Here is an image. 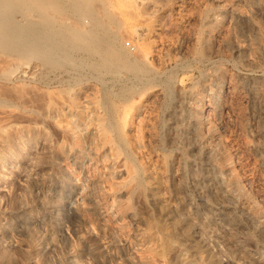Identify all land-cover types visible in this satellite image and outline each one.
Returning <instances> with one entry per match:
<instances>
[{
  "label": "rangeland",
  "instance_id": "1",
  "mask_svg": "<svg viewBox=\"0 0 264 264\" xmlns=\"http://www.w3.org/2000/svg\"><path fill=\"white\" fill-rule=\"evenodd\" d=\"M58 1L0 42V264H264V0ZM75 3L142 72L30 50Z\"/></svg>",
  "mask_w": 264,
  "mask_h": 264
},
{
  "label": "bare ground",
  "instance_id": "2",
  "mask_svg": "<svg viewBox=\"0 0 264 264\" xmlns=\"http://www.w3.org/2000/svg\"><path fill=\"white\" fill-rule=\"evenodd\" d=\"M53 1V0H52ZM55 1V0H54ZM57 1V3L59 2L58 0H56ZM68 1V0H67ZM70 1V0H69ZM142 1V0H141ZM65 2V1H64ZM77 2V1H76ZM30 3H33V6L32 5H30V6H32V7H34L35 5V3L36 4H38L37 6H35V8H36V11L38 12V14H40V18H38V19H40V20H38V22H42L41 24H44V23H46L47 21H50V20H48L50 17H51V15H49V12L52 10H50L49 9V6H48V4H47V2H46V0H0V42L2 41V42H4L5 44H7V45H19V43H21V42H23L24 40L23 39H21V41H20V39H19V35L17 34V33H19L20 34V32H16L15 33V30L14 29H16V27H13V24L15 25V23H12V21H13V19L14 18H12V17H15V16H13L14 15V12L12 11V10H10L11 9V7L13 6L14 7V9H16L17 7H18V10H16V11H22V12H20V13H22V14H19L18 12H15V15H20V16H22V33L24 34V32L23 31H25L24 29H26V31L27 32H29V33H32L33 32V34H36L37 32H40L41 31V28H44V26L43 25H33L32 23L33 22H30V20H29V22H27V24H25L23 21L24 20H26L27 21V19H28V12L30 11L29 9L31 8L30 6H28V4H30ZM88 3V2H87ZM135 3H136V0H135ZM141 3V2H140ZM59 4H60V2H59ZM62 4V3H61ZM66 4V3H65ZM70 4H71V2H70ZM73 4H74V2H73ZM78 4V3H77ZM80 4H81V2H80ZM84 4H85V2H84ZM83 5V4H82ZM57 6H58V4H57ZM12 7V8H13ZM74 7V6H73ZM75 9L77 10H75V12L73 11L74 10V8H73V10H72V12L73 13H76L77 12V14L79 15V16H77V17H79V18H77V23H78V25L77 24H75V22L73 23V22H71V24H74V25H67V23H66V21H64L63 23L64 24H66V25H64L63 23H61L62 21L60 20V22L59 21H56L55 20V18H54V23H52V24H50V22H49V24L50 25H48V26H50L49 27V29H47V30H52V33L54 32L53 30H57V31H59V34H60V37H57V38H53V37H51V35H50V33H49V36H43V37H37V35H36V37L33 39L32 38V40H30V38L29 39H27V42H25L26 44H28L30 47H31V49L30 50H32L33 49V47H34V49H33V51L34 50H38V48L40 49H42V48H46V47H52V48H54L55 46H64L63 48H65L67 45H69V46H71V47H73V48H75V47H79V48H85L86 50H89V53L90 54H92V55H96V56H99L98 57V59H99V62H98V64H96L97 65V68L99 67L100 69H107V70H112V69H115V70H117V71H134V72H142L143 71V67L142 66H140V65H138L137 63H136V61L135 62H133V63H136V64H133V63H131L132 61L130 60V58L129 59H127V57L124 55V54H126V53H123L122 51H121V49L119 50L118 48H117V46H116V35H115V33H113L112 31V29H110V26L113 24V22L111 21V19L110 20H108V21H104V19H106V18H104V19H102V17H100L99 15L100 14H102L101 12H100V14H96V13H93V10L92 11H88L87 9H79V7H80V5H77L76 6V3H75ZM84 7H86V8H88V5L87 6H84ZM142 7V6H141ZM56 8V7H55ZM89 8L91 9L92 8V3H91V7L89 6ZM96 8V7H95ZM13 9V10H14ZM54 9V8H53ZM72 9V8H71ZM93 9V8H92ZM104 9V8H103ZM29 10V11H28ZM49 10V11H48ZM54 10H56V9H54ZM87 10V11H86ZM109 10V9H108ZM61 11V10H60ZM67 11H68V9H67ZM98 11V10H97ZM11 12H13V15L11 14ZM33 12V11H32ZM32 12H29V16L30 15H32L33 13ZM56 12V11H55ZM71 12V13H72ZM51 13H52V11H51ZM65 13V12H64ZM59 13H57L56 14V16L55 17H57V15H58ZM70 13H68V15H69ZM104 14V13H103ZM105 14H106V12H105ZM103 15L104 17L106 16V15ZM52 15H53V13H52ZM33 16H35V14L33 15ZM42 16V17H41ZM64 16V15H63ZM102 16V15H101ZM36 17V16H35ZM37 17H39L38 15H37ZM69 17V16H68ZM74 18H75V16H73ZM17 18V17H16ZM41 18H42V20H41ZM52 18V20H53V17H51ZM58 18V17H57ZM59 18H61V16L59 17ZM85 18H89V19H92L93 20V27L91 26V28H93V29H85V27H83L84 25H83V23L81 24V22H82V20L83 19H85ZM109 18V17H108ZM245 18V17H244ZM18 19V18H17ZM17 19H16V21H17ZM20 19V18H19ZM29 19H31V18H29ZM34 19V18H33ZM35 19H37V18H35ZM79 19V20H78ZM12 20V21H11ZM51 20V21H52ZM62 20H63V17H62ZM65 20V19H64ZM66 20H68L67 18H66ZM70 21V20H69ZM53 22V21H52ZM85 22V21H84ZM34 23H36V22H34ZM114 23H115V21H114ZM17 24V23H16ZM18 24H21V23H18ZM47 24V23H46ZM16 26V25H15ZM33 26H37V28L36 27H34L33 28ZM117 26V25H116ZM45 27H47V26H45ZM35 28L37 29V30H35ZM46 29H45V31H46ZM112 30V31H111ZM16 31H19V30H17L16 29ZM21 31V30H20ZM25 31V32H26ZM49 31H47V32H49ZM56 31V32H57ZM116 31V30H115ZM26 32V33H27ZM35 32V33H34ZM41 32H43L44 33V31H41ZM21 33V34H22ZM18 35V36H16V35ZM40 34H42V33H40ZM45 34V33H44ZM57 34H58V32H57ZM46 35H47V33H46ZM32 36V35H31ZM55 36H56V34H55ZM58 36V35H57ZM26 37H27V35H26ZM20 38H21V35H20ZM23 38H25L24 37V35H23ZM30 40V41H29ZM1 42V43H2ZM0 45H2V44H0ZM4 45V44H3ZM27 45V46H28ZM6 46V45H5ZM14 46V47H15ZM29 46L28 47H26L27 49L29 48ZM14 47H12V48H14ZM22 47V44H21V46H20V48ZM119 47V46H118ZM6 48H7V46H6ZM11 48V47H10ZM11 48V49H12ZM17 48V47H16ZM20 48H18V49H20ZM56 48V47H55ZM15 49V48H14ZM18 49H16V50H18ZM25 49V47L23 48V50ZM46 49H48V48H46ZM60 49V48H59ZM58 49V50H59ZM66 49V48H65ZM64 49V50H65ZM84 49V50H85ZM29 50V51H30ZM61 50V49H60ZM69 50H71V49H69ZM76 50V49H75ZM85 50V51H86ZM15 51V50H14ZM21 50H19V52H20ZM28 51V50H27ZM28 51V52H29ZM47 51V53H48V50H46ZM53 51H56L55 49L53 50ZM63 51V50H62ZM74 51V50H73ZM26 52V51H25ZM35 52H37V51H35ZM60 52V51H59ZM76 52V51H75ZM88 52V51H87ZM27 53V52H26ZM25 53V54H26ZM31 53V52H30ZM29 53V55H31V54H33V53H31L30 54ZM40 53H42L41 51H40ZM47 53H45V54H47ZM63 53H65V52H63ZM39 54V53H38ZM45 54H42V57H43V55H45ZM50 54V53H49ZM66 54V53H65ZM21 55V54H20ZM56 55V54H55ZM60 55V54H59ZM58 55V56H59ZM69 55V54H68ZM77 55V54H76ZM130 55V54H129ZM22 56V55H21ZM33 56V55H32ZM47 56V55H46ZM46 56H44V57H46ZM62 56H64V55H62ZM66 56V55H65ZM30 57V56H29ZM34 57H36V55H34ZM49 57V56H48ZM83 57V56H82ZM95 57V56H94ZM143 57V56H142ZM25 58H26V56H25ZM31 58V57H30ZM59 58V57H58ZM33 59H35V58H33ZM66 59V58H65ZM65 59H63V61L65 60ZM22 60H23V58H22ZM46 60H48V59H46ZM55 60V59H54ZM131 62H130V61ZM56 61V60H55ZM57 62V61H56ZM55 62V63H56ZM54 63V64H55ZM65 63H66V61H65ZM52 64V63H51ZM57 64V63H56ZM63 64H64V62H63ZM73 64V63H72ZM94 67V66H93ZM96 67V66H95ZM146 71V70H145ZM144 71V72H145ZM117 74V73H116ZM136 74V73H135ZM138 74V73H137ZM130 91V90H129ZM129 93V92H128ZM160 222V221H159ZM162 224V223H161ZM164 224V223H163ZM153 225V224H152ZM157 226H159V225H157ZM156 226L154 225V228H155ZM162 227V226H161ZM155 230V229H154ZM162 231V230H161ZM162 234H164V233H162ZM158 236V235H157ZM156 237V236H155ZM175 237V236H174ZM164 239V238H163ZM167 239V238H166ZM169 239V238H168ZM172 240V239H171ZM167 240H165V242H166ZM161 242H164V241H161ZM164 242V243H165ZM170 243V242H169ZM163 246V252H165L166 253V251H164V245H162ZM167 247H169V246H167V244H166V249H167ZM168 251V250H167ZM170 251V250H169ZM162 252V254H165V253H163ZM172 252V251H171ZM157 253V252H156ZM170 255V254H169ZM163 256V255H162ZM165 256V255H164ZM163 256V257H164ZM167 256V255H166Z\"/></svg>",
  "mask_w": 264,
  "mask_h": 264
}]
</instances>
